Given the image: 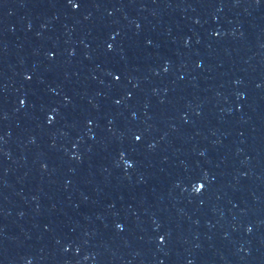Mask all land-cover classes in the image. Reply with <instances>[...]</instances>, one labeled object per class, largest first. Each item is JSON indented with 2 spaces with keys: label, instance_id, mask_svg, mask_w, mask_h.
Segmentation results:
<instances>
[{
  "label": "water",
  "instance_id": "water-1",
  "mask_svg": "<svg viewBox=\"0 0 264 264\" xmlns=\"http://www.w3.org/2000/svg\"><path fill=\"white\" fill-rule=\"evenodd\" d=\"M0 264H264V0H0Z\"/></svg>",
  "mask_w": 264,
  "mask_h": 264
}]
</instances>
